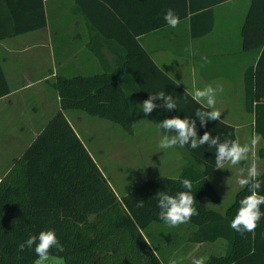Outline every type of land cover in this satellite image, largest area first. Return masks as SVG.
Wrapping results in <instances>:
<instances>
[{
	"label": "crops",
	"instance_id": "0c3cea01",
	"mask_svg": "<svg viewBox=\"0 0 264 264\" xmlns=\"http://www.w3.org/2000/svg\"><path fill=\"white\" fill-rule=\"evenodd\" d=\"M214 1L42 0L46 19L44 27L0 39V72L9 88V93L0 97V179L50 118L61 110L59 96L53 86L57 77L112 72L125 54L119 42L126 38L125 26L160 24V28L137 36V41L179 90L165 79L152 75L143 82L147 88L145 94L136 82L126 81L133 122L130 132L121 126L123 133L118 139L120 144H117L119 160L124 166V163H130L135 168L139 185L157 176L178 178L186 167L190 176L211 168L208 180L214 186L216 183L220 185L224 192L219 193L220 204L208 208L223 214L241 189L237 183L241 170L246 175L247 167L254 160L260 173L264 171V157L258 155L261 141L249 154L248 161L236 166L226 165L220 170L214 168L215 149L208 145L197 149L187 145L160 149L163 130L157 127L165 118L177 115L196 119L195 110L200 108L199 105H206V101L194 100L197 105L189 93L212 86L223 89L217 91L215 97V108L221 112V118L209 121L206 127H201L197 120L198 135L209 131L213 136L220 135L221 141L227 137L244 144L247 143L244 130L250 126L254 133L253 116L245 109L244 82L246 70L256 67L262 51L244 50L241 42V27L251 0H225L211 4ZM36 3L37 0H31L30 7L37 10ZM191 7L195 10L189 13ZM169 8L180 18L176 28L168 26L163 18ZM206 10L210 12L202 17L198 15ZM211 16V29L205 34L192 36V26L195 32H200ZM12 25L11 12L5 4H0V31L10 30ZM159 91L172 94L178 102V110L166 111L158 107L146 116L140 104L149 94ZM156 103L160 104V101ZM62 112L96 163L90 143L96 139L94 129L97 125L106 128V120L98 117L103 121H98L96 127L87 123L85 129H80L83 120L76 116L74 109ZM226 125L233 127L234 137ZM98 168L108 181L102 168ZM228 187L232 190L226 197ZM185 226L181 224L177 229ZM193 230L186 231L184 241L187 244L182 247V254L172 253L166 256V260L161 257L163 264H172L173 261L176 264L192 263L200 257L198 253L206 242H192ZM146 235L150 241L153 239L151 233ZM219 240L208 243L215 244ZM155 248L158 250V246Z\"/></svg>",
	"mask_w": 264,
	"mask_h": 264
},
{
	"label": "trees",
	"instance_id": "16d2710c",
	"mask_svg": "<svg viewBox=\"0 0 264 264\" xmlns=\"http://www.w3.org/2000/svg\"><path fill=\"white\" fill-rule=\"evenodd\" d=\"M30 3L31 0H0L13 17L11 29L0 31V39L46 25L42 0H37V10ZM194 10L191 7L189 13ZM209 12L198 15L202 17ZM160 26L152 23L133 28L125 26L126 38L119 41L125 54L112 72L56 78L53 86L61 110L50 118L0 179V264H34L38 259L35 246L29 249L25 242L30 236L49 229L55 231L64 247L63 252L53 248L50 256L62 259L64 264H163L162 253L146 235L152 223L163 222L158 216L156 194L165 191L175 195L184 191L181 181L185 178L192 182L198 210V215L189 221L194 225L191 241L223 239L227 243L226 252L209 256L206 264H264V217L254 234L241 235L230 227L240 200L249 194L246 188L236 192L231 205L221 214L207 206L221 202L207 178L212 169L190 176L186 167L178 178H151L119 198L62 112L83 110L91 116L118 123L130 132L133 112L126 81L136 82L145 94L147 88L143 82L152 75L179 90L137 41V36ZM211 26L212 16L200 32H195L192 26L191 34H205ZM241 42L244 50L262 51L256 67L245 72L244 103L246 111L253 116L254 134L262 137L258 155L264 157V0H251L241 27ZM0 82L2 97L9 93L2 72ZM226 126L234 137L233 127ZM258 180L262 183L260 194L264 195V171ZM139 200L144 201L143 207H137ZM261 211L264 212V205Z\"/></svg>",
	"mask_w": 264,
	"mask_h": 264
},
{
	"label": "clouds",
	"instance_id": "9594fccd",
	"mask_svg": "<svg viewBox=\"0 0 264 264\" xmlns=\"http://www.w3.org/2000/svg\"><path fill=\"white\" fill-rule=\"evenodd\" d=\"M163 18L172 28H176L180 23L179 16L171 8L165 12ZM222 90V88L214 89L212 86H206L189 93L193 100L206 101V105L195 110L196 119L188 116L181 118L177 115L159 122L157 127L163 130L159 148L170 149L176 146L183 148L187 145L192 149H197L208 145L209 148L215 149L214 168L220 170L225 169L226 165L236 166L243 161H248L249 154L262 139L259 134L253 135L251 140L244 144L227 137L221 141L220 135L213 136L209 131H205L202 136L198 135L197 120L201 127H206L209 121L220 120L221 112L215 108V97L217 91ZM158 100L160 104L156 103ZM140 106L146 116L158 107H162L166 111L178 110L177 100L172 94H167L165 91L149 94ZM260 175L257 163L253 160L246 169V175L242 169L241 176L237 180L240 188H246L249 193L240 200L237 213L230 224V227L241 235L254 234L259 221L264 217V212L261 211V205H264V195L260 194L262 183L258 180ZM181 185L185 190L178 191L175 195H170L165 191H159L156 194L157 207L160 209L159 219L170 227L188 223L192 216L198 215V210L195 207L196 200L192 193V182L185 178L181 181ZM143 206V200L137 201V207ZM25 244L29 249L35 246L34 251L38 257L36 264H47L53 248L58 252L64 251L55 231L51 229L41 231L38 236H30ZM24 246L21 245L22 248ZM172 264H176V262L173 261ZM193 264H206L205 258H196L193 260Z\"/></svg>",
	"mask_w": 264,
	"mask_h": 264
},
{
	"label": "rangeland",
	"instance_id": "374dc122",
	"mask_svg": "<svg viewBox=\"0 0 264 264\" xmlns=\"http://www.w3.org/2000/svg\"><path fill=\"white\" fill-rule=\"evenodd\" d=\"M74 110L75 113H77L76 116L79 115L83 120L82 123L84 125L81 124L80 129H85L87 123L89 126L94 127L98 121H103L97 119L98 117L96 116L87 114L83 110ZM104 123L106 124V128H101L100 126L98 127V125L97 127L95 126L96 129L94 130L96 132V139L94 143H90V147L94 154L96 163L100 168H102L116 195L120 197L129 189L139 185V181L137 180L139 175L130 163H124L126 165L124 166L119 160L120 154L118 153L117 144H120L118 139L123 133L121 125L112 121L107 122V120L104 121ZM244 131L247 135L246 142H249L255 134L252 133L250 126ZM82 132L84 135L86 134L84 130ZM86 139H88L87 136ZM214 187L217 192L219 191L218 194H223L224 191L220 185L216 183ZM231 190L232 187L226 188V197L229 196ZM211 205L213 207V204H208L207 206L210 207ZM185 225V228L181 230H178L177 227H170L164 221L160 223H152L149 226L147 232L151 233L152 238L154 239L152 240L154 241V244H157L156 246H158V250L162 253L160 255L164 258V260L167 259L166 256H169L172 253L174 255L182 254V247L184 244H187L186 240L184 241L186 231H188V229H194V225L189 222L185 223ZM181 227L183 228V226ZM204 244L205 246H203L198 253V256H200L199 258L203 257L206 259L211 255L220 256L227 250L226 240L223 239L219 240L215 244H210L208 242ZM50 257L51 258L47 264H64L62 259L54 256ZM34 264H36V262ZM181 264H193V262H182Z\"/></svg>",
	"mask_w": 264,
	"mask_h": 264
}]
</instances>
